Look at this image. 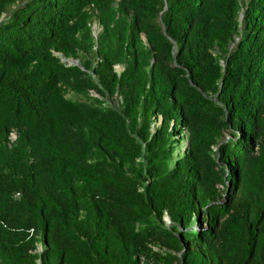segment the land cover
Returning <instances> with one entry per match:
<instances>
[{"label": "trees", "instance_id": "obj_1", "mask_svg": "<svg viewBox=\"0 0 264 264\" xmlns=\"http://www.w3.org/2000/svg\"><path fill=\"white\" fill-rule=\"evenodd\" d=\"M241 10L240 0H0V143L18 134L0 147L16 173L0 167V264H36L37 232L39 264H139L157 238L216 242L222 264H264V0ZM93 11L99 59L69 65L58 54L88 48ZM98 83L119 91L121 110L65 97ZM231 180L239 199L218 202Z\"/></svg>", "mask_w": 264, "mask_h": 264}, {"label": "rangeland", "instance_id": "obj_2", "mask_svg": "<svg viewBox=\"0 0 264 264\" xmlns=\"http://www.w3.org/2000/svg\"><path fill=\"white\" fill-rule=\"evenodd\" d=\"M248 2V0H240V5L242 7V10L245 8V4ZM13 4L12 6H14ZM241 10V11H242ZM241 13V12H240ZM97 11H93V16L92 20L90 22V36H91V41H89L87 44L88 48H79L78 53L80 55L79 58L75 57H69L72 59H77L80 64L81 62H84L86 60H90L93 63L99 59V57L96 54V45H97V37L98 34L102 31V26L100 25L99 21L96 18ZM5 17V16H4ZM2 17L1 19H3ZM241 22V20H240ZM143 41L145 46L148 48L147 41L144 35H142ZM62 59L64 58L61 54H58ZM114 70L118 73H120L124 69V65L122 64H115L114 65ZM87 73H91V69H86ZM96 78V76H95ZM98 78V77H97ZM97 80V79H96ZM98 88L99 89H89L87 92H76L71 89H66L65 91V97L70 98L72 100H76L79 102H85L88 104L92 105H97L101 107H109L112 109L116 110H121L123 108V97L119 93V91H116L113 95H109L107 92L101 90V86L98 83ZM161 116H153L152 117V123H151V130L153 131L158 123H160ZM172 123V121H171ZM142 121L139 118L138 123L136 127H141ZM18 137V134L15 130H10L7 132V136L5 139H3L1 145H3L6 148H12L13 145H15L16 139ZM175 138V146L173 147V152H172V162L177 159L179 155H183L185 153V145L187 143L188 137L187 133L185 131L181 133H177L174 135ZM230 138V132L224 131L223 134V139L227 140ZM264 140V138H259L256 141V149L259 147L261 142ZM216 149V148H214ZM217 150V149H216ZM3 149L0 152V167H2L3 173L7 172H12V174H16L14 170L11 168L13 166L9 163L5 164V155L3 153ZM142 158H138L136 160L135 166L138 167L139 164H141ZM125 169H128V166L125 167ZM144 176H142L141 180L145 181ZM227 187V188H226ZM19 190V189H18ZM219 191H220V197L218 198V202L225 203L227 200V197L232 196L233 199H239L241 193H240V184L235 183L234 181H228L227 185L219 186ZM228 193H230L228 195ZM17 199L18 197H15ZM237 207L233 208V212L239 213L243 206L238 200L237 202ZM163 220L166 225L170 224V219L168 214L165 212L163 215ZM205 227V214H204V209L201 210V218L197 219L195 222H193L192 227ZM42 234L40 232L34 233L33 238H32V249L29 250V252L34 255L35 259L34 261L36 264H39L40 259L39 255L43 250V242L41 241ZM163 240L157 238L153 239L149 242V249L147 251V254H144L140 257L139 264H186V257L185 251L188 250V253L191 252L194 255L198 257V264H222L218 260H215L211 256V251L212 249L216 246L215 243H209V244H192L187 241H183L181 243V247H172L169 244H164L162 242Z\"/></svg>", "mask_w": 264, "mask_h": 264}, {"label": "water", "instance_id": "obj_3", "mask_svg": "<svg viewBox=\"0 0 264 264\" xmlns=\"http://www.w3.org/2000/svg\"><path fill=\"white\" fill-rule=\"evenodd\" d=\"M242 16H243V13H240V18H239V20L242 19ZM62 60H63V61H67V63H68L69 65L73 64V65H78V66H79V61H78L77 59H72V58H70V59H66V58H63Z\"/></svg>", "mask_w": 264, "mask_h": 264}, {"label": "bare ground", "instance_id": "obj_4", "mask_svg": "<svg viewBox=\"0 0 264 264\" xmlns=\"http://www.w3.org/2000/svg\"><path fill=\"white\" fill-rule=\"evenodd\" d=\"M68 59H70V58H68Z\"/></svg>", "mask_w": 264, "mask_h": 264}]
</instances>
